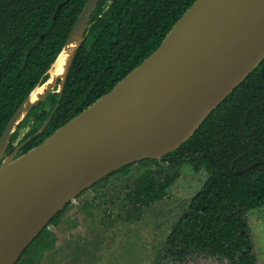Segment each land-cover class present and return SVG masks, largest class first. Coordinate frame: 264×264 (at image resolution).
I'll return each mask as SVG.
<instances>
[{
    "label": "trees",
    "instance_id": "1",
    "mask_svg": "<svg viewBox=\"0 0 264 264\" xmlns=\"http://www.w3.org/2000/svg\"><path fill=\"white\" fill-rule=\"evenodd\" d=\"M87 1L0 0V137L31 92L49 79ZM196 1L100 0L52 120L35 136L58 103L56 91L19 124L6 155L26 141L18 156L28 152L110 92L159 48ZM24 128L29 131L15 144ZM136 164L143 169L131 178ZM184 165L204 173L205 179L173 226L159 262L185 264L202 257L225 264H259L248 216L264 206V61L178 150L161 161H140L111 174L92 188L119 174L127 178L125 187L98 192L83 208L90 214L105 206L110 221L137 223L145 210L169 195ZM70 204L55 215L16 264H40L55 248L57 239L49 227L59 224ZM115 211L120 213L113 219Z\"/></svg>",
    "mask_w": 264,
    "mask_h": 264
},
{
    "label": "water",
    "instance_id": "2",
    "mask_svg": "<svg viewBox=\"0 0 264 264\" xmlns=\"http://www.w3.org/2000/svg\"><path fill=\"white\" fill-rule=\"evenodd\" d=\"M99 2L87 1L52 65L75 45L64 73L29 103L51 67L0 137V264H16L55 215L98 182L178 150L264 61V0H197L110 92L41 144L18 156L26 141L4 158L19 124L56 91L58 103L35 136L52 120Z\"/></svg>",
    "mask_w": 264,
    "mask_h": 264
},
{
    "label": "rangeland",
    "instance_id": "3",
    "mask_svg": "<svg viewBox=\"0 0 264 264\" xmlns=\"http://www.w3.org/2000/svg\"><path fill=\"white\" fill-rule=\"evenodd\" d=\"M28 131L29 128L22 129L15 144ZM152 168L156 166L152 165ZM140 169L143 167L136 164L129 176L135 178ZM204 179V173L198 174L188 165L182 166L181 177L169 195L145 210L142 220L134 224L110 221L105 206L92 209L90 214L83 208V204L91 203L98 192L111 191L114 187L123 189L127 180L124 174L112 177L101 187L88 189L71 202L57 226L49 227L57 241L55 248L46 253L40 264H163L158 259L161 248ZM118 213L115 211L113 219ZM248 218L258 262L264 264V206L251 211ZM185 264L225 263L201 257Z\"/></svg>",
    "mask_w": 264,
    "mask_h": 264
},
{
    "label": "bare ground",
    "instance_id": "4",
    "mask_svg": "<svg viewBox=\"0 0 264 264\" xmlns=\"http://www.w3.org/2000/svg\"><path fill=\"white\" fill-rule=\"evenodd\" d=\"M74 47L75 45H71L69 50H65L63 52V54L59 57V59L57 60V62L54 64V66L50 71L51 79L47 84L35 89V91L31 94L29 103H34L35 101H37L39 97L44 93V91L49 87V85L52 84L58 76L64 73L68 58Z\"/></svg>",
    "mask_w": 264,
    "mask_h": 264
}]
</instances>
